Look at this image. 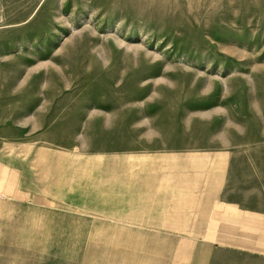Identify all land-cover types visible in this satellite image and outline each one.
I'll use <instances>...</instances> for the list:
<instances>
[{
  "label": "rangeland",
  "instance_id": "obj_1",
  "mask_svg": "<svg viewBox=\"0 0 264 264\" xmlns=\"http://www.w3.org/2000/svg\"><path fill=\"white\" fill-rule=\"evenodd\" d=\"M3 157L0 264H264V0H0Z\"/></svg>",
  "mask_w": 264,
  "mask_h": 264
},
{
  "label": "crops",
  "instance_id": "obj_2",
  "mask_svg": "<svg viewBox=\"0 0 264 264\" xmlns=\"http://www.w3.org/2000/svg\"><path fill=\"white\" fill-rule=\"evenodd\" d=\"M0 163L7 170L9 175L4 190L8 188H19L22 195L24 189L22 186V175L27 171L26 164L19 168L11 164V158L3 157ZM22 163V162H20ZM12 177V179H11ZM11 180V181H10ZM3 183L0 179V185ZM7 188V189H6ZM8 192V191H7ZM131 216L127 219L114 218L115 223L128 225L131 228H141L154 231L153 235L159 236H200L197 229L203 225V219L199 217L202 212L201 204L188 202L186 197L164 198L163 202L151 204L142 209L141 213L131 209ZM212 211V208H210ZM125 225V226H126ZM195 230V232H193Z\"/></svg>",
  "mask_w": 264,
  "mask_h": 264
}]
</instances>
